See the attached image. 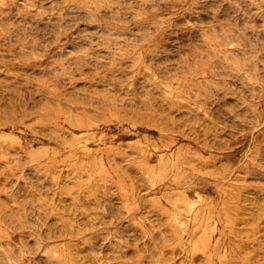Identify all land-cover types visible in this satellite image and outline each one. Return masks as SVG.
<instances>
[{
    "label": "rangeland",
    "instance_id": "obj_1",
    "mask_svg": "<svg viewBox=\"0 0 264 264\" xmlns=\"http://www.w3.org/2000/svg\"><path fill=\"white\" fill-rule=\"evenodd\" d=\"M0 264H264V0H0Z\"/></svg>",
    "mask_w": 264,
    "mask_h": 264
}]
</instances>
